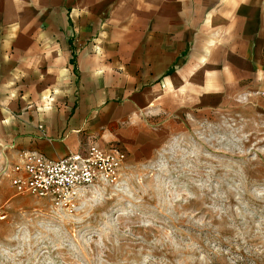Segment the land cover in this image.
<instances>
[{"label":"crops","instance_id":"0c3cea01","mask_svg":"<svg viewBox=\"0 0 264 264\" xmlns=\"http://www.w3.org/2000/svg\"><path fill=\"white\" fill-rule=\"evenodd\" d=\"M225 107L264 119V0H0V171L90 143L149 157Z\"/></svg>","mask_w":264,"mask_h":264},{"label":"rangeland","instance_id":"374dc122","mask_svg":"<svg viewBox=\"0 0 264 264\" xmlns=\"http://www.w3.org/2000/svg\"><path fill=\"white\" fill-rule=\"evenodd\" d=\"M233 109L188 116L69 211L10 189L0 264H264V119Z\"/></svg>","mask_w":264,"mask_h":264},{"label":"built area","instance_id":"2783aa9c","mask_svg":"<svg viewBox=\"0 0 264 264\" xmlns=\"http://www.w3.org/2000/svg\"><path fill=\"white\" fill-rule=\"evenodd\" d=\"M17 157L0 171L7 186L15 194H29L63 211L71 210L86 188L116 184L126 160L121 149L95 143L55 159L25 151Z\"/></svg>","mask_w":264,"mask_h":264},{"label":"bare ground","instance_id":"6f19581e","mask_svg":"<svg viewBox=\"0 0 264 264\" xmlns=\"http://www.w3.org/2000/svg\"><path fill=\"white\" fill-rule=\"evenodd\" d=\"M81 195V193L79 194V196Z\"/></svg>","mask_w":264,"mask_h":264}]
</instances>
